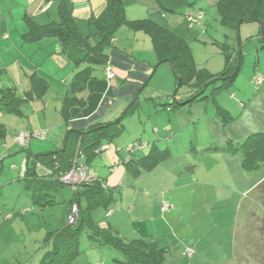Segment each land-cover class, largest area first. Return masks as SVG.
<instances>
[{"label": "rangeland", "instance_id": "1", "mask_svg": "<svg viewBox=\"0 0 264 264\" xmlns=\"http://www.w3.org/2000/svg\"><path fill=\"white\" fill-rule=\"evenodd\" d=\"M139 9L146 12L145 6ZM152 16L158 17L156 13ZM187 23L186 37L183 38L190 46L196 65L212 73L221 72L226 64L222 45L228 44L235 56L242 57L239 75L229 90L215 95L222 108L216 107L212 99L185 104L179 107L176 116L174 108H170L169 111L173 110L175 129L177 132L182 130L180 135L183 139L178 136V144L173 141V137L168 140L173 151L156 164V171L148 178L150 190L144 194L155 198L154 195L162 194L157 189L169 190L173 194L174 199L168 204L170 210L176 208V211L170 216L173 221L170 226L171 232L179 233L180 238L188 233H220V238L228 244L222 253H204L193 261L182 263L186 261L183 258L184 249L177 242V248H173L170 254L175 260H169L168 256V264H198L202 260L201 264H264V183L257 187L264 180V165L255 172H247L241 154L212 149L226 148L231 140L237 144L245 136L264 130V83L257 89L253 82L256 75L264 77L260 24L243 22L239 30L227 28L221 22L217 6L206 9V19L200 26ZM191 84H184L176 91L177 81L171 62H161L150 80L144 83V96L148 95L150 88L159 89L163 86L172 91L170 102L175 99L186 101L192 97ZM212 90V87L209 88L206 94L210 96ZM174 93L176 98L172 97ZM220 109L228 110L232 120L226 122L228 115H224ZM139 114L145 123L146 113L139 110L135 117H139ZM155 115L151 117L153 122L156 121ZM132 121L127 122L132 128H127L122 136L112 141L114 149L119 145L118 139L128 140L137 133L133 129L137 125L134 123L133 126ZM156 127L154 125L153 130ZM198 138L201 141L209 140L203 153L198 152ZM129 145L120 147L121 152L126 153ZM104 147H109V144L102 145L96 152ZM26 155L22 151L0 161V264H41L52 249L48 241L49 234L61 230L65 225H76L83 218L80 206L77 203L69 204L74 198L73 189H78L83 183H96L99 179L94 171L99 159L94 156L91 160H85V155L79 150L75 164H84L81 167L85 169L89 180L74 185L64 182L65 186L59 189L60 194L54 204H35L26 184L18 180L26 169ZM117 201L121 203V193H118ZM114 209L117 215L122 213L117 205H114ZM73 215L75 220L72 222ZM94 215L102 225L110 222V218H106L101 211L94 212ZM91 233L87 227L82 230L80 251L72 264L126 262L120 250L104 243L102 238L91 237ZM213 234L207 240L209 243H213ZM232 242L234 247H230ZM189 249L192 255L194 249Z\"/></svg>", "mask_w": 264, "mask_h": 264}, {"label": "crops", "instance_id": "2", "mask_svg": "<svg viewBox=\"0 0 264 264\" xmlns=\"http://www.w3.org/2000/svg\"><path fill=\"white\" fill-rule=\"evenodd\" d=\"M50 1L52 6L45 9ZM50 1L0 0V90L10 89V93L15 95L7 105L0 104V125L5 130L4 136L0 137V161L19 152H26L16 140L21 132L47 133L46 139H32L29 142L27 147L33 155L54 152L63 147L69 130L82 132L94 125L115 121L130 104L137 101L133 113L124 118L125 130L132 128L127 122L133 120V126L134 123L137 125L133 129L137 133L128 140L118 139L119 145L115 149L114 144H111L107 151L95 157L99 159L94 169L95 174L105 179L110 187L123 186L122 204H118V201L115 203L122 213L115 214L109 225L127 240L149 237L160 240L169 248L168 256L171 261L175 260L170 254L177 245L184 249L183 258L186 261L182 263L193 261L200 254L222 253V249L228 244L220 238V233H212L213 243H209L207 240L211 233H188L180 238L179 233L171 232L170 223L173 221L170 216L176 208L167 212L162 210L163 201L169 203L174 199L169 190L157 189L162 194L154 195L155 198L144 194L150 190L148 178L157 169L147 166L148 161L145 159L150 155V150L156 146L159 149L167 148L171 153L173 146L168 144V140L173 137V141L178 144L177 137H182V130L177 132L175 129L173 110L163 107L164 103H168L172 91L162 88L163 86L159 89L150 88L148 95L144 96L146 92L144 93L143 85L154 75L158 64L150 35L143 30L135 31L127 25L119 28L117 34L121 36L116 35L114 44L109 48V65L114 76H107L104 68L97 69L84 90L73 92L72 81L77 67L63 53L62 42L57 37L37 38L40 28L56 23L61 18V0ZM218 1L123 0L130 20L151 17L182 37H186V24L189 22L187 15L202 10L205 17L197 23L200 26L206 19V9L215 7ZM106 6L107 0H66L64 3L84 34H92L89 20L100 16ZM141 6H145L146 12L139 9ZM154 13L158 15L157 18L152 16ZM92 40L97 39L93 37ZM145 53L148 56L145 57ZM67 97L74 100L65 107ZM146 100L148 101L145 102ZM178 109L180 108L174 109L175 116ZM139 110L146 113L145 123L140 114L135 117ZM167 113H171V116ZM154 114L156 121L153 122L151 117ZM154 125L157 127L153 130ZM136 140L150 144L137 152L134 158L136 161L132 164L120 163L125 154L118 152L120 147L124 148ZM208 141L198 138V152L203 153ZM185 151L189 152L188 147ZM25 159L26 167L27 155ZM115 164L116 170L112 171L110 167ZM37 167L40 174L49 172L41 164ZM58 192L60 191L50 190L57 197L60 194ZM232 244L230 247H234L233 242ZM187 247L196 251L192 258L186 256Z\"/></svg>", "mask_w": 264, "mask_h": 264}, {"label": "trees", "instance_id": "3", "mask_svg": "<svg viewBox=\"0 0 264 264\" xmlns=\"http://www.w3.org/2000/svg\"><path fill=\"white\" fill-rule=\"evenodd\" d=\"M65 1L61 0L60 2V20L40 28L37 38L57 37L60 39L63 53L77 67L72 81L73 92L84 90L88 81L94 78V72L97 69H106V65L109 63V48L114 44L113 40L119 28L127 25L135 31L143 30L150 35L158 56V64L166 61L171 62L177 81L176 91L182 85L192 83L191 98L186 101L184 99L168 101V103H164V108L175 109L203 99H212L215 101L216 107L222 108L215 95L232 87L239 75L242 60V57L235 56L228 44L222 45L226 63L224 70L212 73L196 65L187 41L172 29L159 24L151 17L130 20L127 17L123 0H107V6L103 13L89 20L92 34H84L80 30L70 10L64 7ZM216 6L221 22L227 28L239 30L243 22H258L260 24L259 37L264 48V0H219ZM92 36L97 40H92ZM211 87L213 90L209 96L206 93ZM10 92V89L0 90V104L7 105L12 97L15 98V95ZM175 96L172 97L176 98ZM73 100V98L67 97L65 107L70 105ZM136 106L137 101H134L115 121L97 124L82 132L69 130L63 147L57 151L33 155L28 147H24L27 152V164L21 180L26 184L35 204H54L57 196L50 193V190L59 191L65 186L62 179L74 167L77 152L80 150L85 155V160H91L94 156L107 151L111 147L112 141L124 133V118L132 114ZM220 110L224 115H228L226 122L232 120L228 110ZM4 134L5 130L0 125V137ZM105 144H109V147L96 152L99 147ZM134 144H137L138 148ZM149 144L143 140L134 141L131 144L134 146L121 157L120 163L132 164L136 161L134 158L137 152L145 149ZM212 149L241 154L245 170L255 172L264 165V130L245 136L244 140H238L237 144L231 140L226 148L215 147ZM150 151V155H147L145 159L148 161L147 166L150 169L154 168L161 159L171 154L169 149H159L156 146L152 147ZM118 152L121 153V149ZM38 164L45 166L49 172L44 175L40 174ZM115 166L116 164L112 165L111 170L115 171ZM262 183L264 180L257 187H260ZM120 187L121 185L110 187L105 179L99 178L96 183H83L78 189H73L74 198L69 204L77 203L83 218L80 222L78 221L79 224L77 222L76 225H65L61 230H57L58 232L49 234L48 241L52 245V249L41 264H72V260L80 251V235L85 227L91 230V237L102 238L104 243L120 250L126 258V262L123 264H168L167 259L170 251L160 240L150 237L127 240L109 225L111 221L104 226L95 218L94 212L96 211H101L106 218L111 219L115 216L117 210L114 209V205L118 200V193L122 191ZM170 209L171 206L168 210ZM189 248L192 247H187L185 253L187 257L192 258L196 251L193 248L194 251L190 255Z\"/></svg>", "mask_w": 264, "mask_h": 264}, {"label": "built area", "instance_id": "4", "mask_svg": "<svg viewBox=\"0 0 264 264\" xmlns=\"http://www.w3.org/2000/svg\"><path fill=\"white\" fill-rule=\"evenodd\" d=\"M52 6V1L48 2L47 5L45 6V9H48ZM204 13L203 11H198L195 14H188L187 15V19L189 22H191L192 24H197L200 21H202L204 19ZM107 75L109 77H113L114 76V72L113 69L110 65H107L106 69H105ZM254 84L256 85L257 89L264 83V77L261 75H256L253 79ZM47 133L45 131H32V132H21L16 140L17 142L22 146V147H27L29 145V142L32 139H46ZM136 147L138 146L137 144H134ZM134 145H130L127 150H131L132 147ZM138 148V147H137ZM105 149V147H104ZM84 164L81 163V166H83ZM81 166H77L75 164V166L72 168V171L70 173H67L64 177H63V181L66 183H70L71 185L74 184H78L83 182L84 180H89V176L86 175V171L83 167ZM169 204L168 203H164L163 204V210L167 211L169 209ZM76 212H77V207H75ZM75 220L74 215L71 217V221L73 222ZM190 252V249H188V253Z\"/></svg>", "mask_w": 264, "mask_h": 264}, {"label": "water", "instance_id": "5", "mask_svg": "<svg viewBox=\"0 0 264 264\" xmlns=\"http://www.w3.org/2000/svg\"><path fill=\"white\" fill-rule=\"evenodd\" d=\"M176 93H174V96H175Z\"/></svg>", "mask_w": 264, "mask_h": 264}]
</instances>
